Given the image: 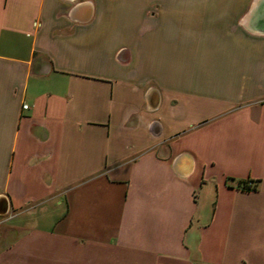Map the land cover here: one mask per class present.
Here are the masks:
<instances>
[{
	"label": "crops",
	"instance_id": "crops-1",
	"mask_svg": "<svg viewBox=\"0 0 264 264\" xmlns=\"http://www.w3.org/2000/svg\"><path fill=\"white\" fill-rule=\"evenodd\" d=\"M1 202L0 264H264V0H0Z\"/></svg>",
	"mask_w": 264,
	"mask_h": 264
},
{
	"label": "water",
	"instance_id": "water-1",
	"mask_svg": "<svg viewBox=\"0 0 264 264\" xmlns=\"http://www.w3.org/2000/svg\"><path fill=\"white\" fill-rule=\"evenodd\" d=\"M8 213V206L0 203V216H5Z\"/></svg>",
	"mask_w": 264,
	"mask_h": 264
},
{
	"label": "built area",
	"instance_id": "built-area-1",
	"mask_svg": "<svg viewBox=\"0 0 264 264\" xmlns=\"http://www.w3.org/2000/svg\"><path fill=\"white\" fill-rule=\"evenodd\" d=\"M28 106L27 105H23V108L26 109Z\"/></svg>",
	"mask_w": 264,
	"mask_h": 264
}]
</instances>
